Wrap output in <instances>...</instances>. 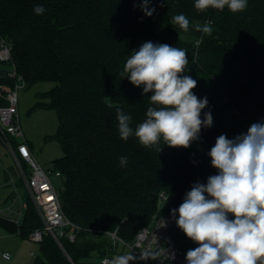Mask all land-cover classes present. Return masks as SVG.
I'll return each instance as SVG.
<instances>
[{
    "label": "trees",
    "instance_id": "obj_1",
    "mask_svg": "<svg viewBox=\"0 0 264 264\" xmlns=\"http://www.w3.org/2000/svg\"><path fill=\"white\" fill-rule=\"evenodd\" d=\"M37 5L45 8L42 15L34 13ZM148 7L155 9L151 16L142 11L141 0H0V35L13 46L25 87L56 83L37 95L36 109L57 115L58 130L50 139L64 156L53 169L62 175V209L80 228L74 243L61 240L63 248L45 237L33 264H96L112 247L107 233L115 231L132 243L157 214L162 192L169 200L161 213L172 217L194 183L206 184L217 174L208 152L218 136L232 139L264 121V0H247L238 13L227 7L198 11L195 0H152ZM178 14L189 19L187 32L172 23ZM208 21L211 35L195 30ZM148 41L185 49V74L197 80V97L208 99L201 118L211 111L213 124L201 129L190 148L163 141L145 148L134 135L120 138L117 107L131 116L135 130L153 106L152 93L142 95V87L121 75L131 52ZM6 105L0 98V107ZM0 226L29 239L42 223L30 204L20 228L1 219ZM169 240L185 250L193 242L177 225Z\"/></svg>",
    "mask_w": 264,
    "mask_h": 264
},
{
    "label": "clouds",
    "instance_id": "obj_2",
    "mask_svg": "<svg viewBox=\"0 0 264 264\" xmlns=\"http://www.w3.org/2000/svg\"><path fill=\"white\" fill-rule=\"evenodd\" d=\"M151 2L141 0L147 16L155 11L148 7ZM225 7L232 13L242 12L247 0H195L198 11ZM33 11L42 15L45 8L37 5ZM172 23L184 32L190 27L183 14L175 15ZM194 27L206 35L213 32L211 21ZM201 42L202 38L197 46ZM188 63L185 49L166 43L148 41L131 52L121 75L142 87V95L152 93L153 106L135 130L130 127L131 116L116 108L122 140L134 135L145 148L163 141L167 147L187 149L199 139L202 128L212 126L211 111L201 118L209 102L194 93L197 80L185 74ZM208 155L217 174L209 176L206 184L194 183L179 207L171 210L177 227L198 245L187 251L186 264H264V121L251 124L247 133L232 139L221 134ZM120 165H127V157H120ZM150 255L142 253L145 258ZM3 259L10 260V254L4 252ZM135 259L128 253L106 258L103 264H130Z\"/></svg>",
    "mask_w": 264,
    "mask_h": 264
},
{
    "label": "built area",
    "instance_id": "obj_3",
    "mask_svg": "<svg viewBox=\"0 0 264 264\" xmlns=\"http://www.w3.org/2000/svg\"><path fill=\"white\" fill-rule=\"evenodd\" d=\"M4 79L13 80L14 84H0V98H4L8 103L0 107V189L10 187L11 193L4 201V205L7 206L0 209V219L20 228L31 204L42 226L33 230L29 234V239L41 244L45 237H51L63 248L61 240L67 237L71 243H74L80 228L66 217L62 209L60 188L58 189L53 182V179L61 182V173L54 169H44L35 160L24 137L18 106L19 90L25 87V83L13 62L12 44L0 35V80ZM5 156L13 162L12 166L6 164ZM17 178L26 190V198L20 194ZM168 200L169 196L165 192L159 195L157 214L148 226L137 233L132 243H125L117 235V231L107 233L112 247L99 263L103 264L104 259L122 255L126 249H129L136 254L141 264H186L187 251L198 245L192 242V246L185 250L170 243V234L176 223L172 217L161 213ZM69 228L73 231L67 232ZM3 253L0 251L2 259ZM142 253L152 255L145 258Z\"/></svg>",
    "mask_w": 264,
    "mask_h": 264
},
{
    "label": "rangeland",
    "instance_id": "obj_4",
    "mask_svg": "<svg viewBox=\"0 0 264 264\" xmlns=\"http://www.w3.org/2000/svg\"><path fill=\"white\" fill-rule=\"evenodd\" d=\"M55 86L56 83L43 82L19 90L18 108L24 137L30 146L35 160L46 170H53L54 161L64 156V152L57 141L50 139L58 130L59 122L57 115L53 110L36 109V105L39 102L37 95L48 92ZM5 162L7 165H13V162L6 156ZM16 180L20 194L23 198H26L25 188L18 178ZM53 182L58 189H61V182L58 179H53ZM10 193V187L0 189V209L7 206L6 204L4 205V201ZM0 251H7L12 256L11 261H5L0 257V264H33L36 258L41 256L39 243L7 230L4 231L1 226ZM128 253H132L136 258L131 264H141L134 252L126 249L124 254ZM96 264H100L99 260L96 261Z\"/></svg>",
    "mask_w": 264,
    "mask_h": 264
},
{
    "label": "crops",
    "instance_id": "obj_5",
    "mask_svg": "<svg viewBox=\"0 0 264 264\" xmlns=\"http://www.w3.org/2000/svg\"><path fill=\"white\" fill-rule=\"evenodd\" d=\"M3 229V228H2ZM4 230V229H3ZM5 231V230H4ZM3 252H5V251H3ZM7 252V251H6ZM4 260V259H3ZM11 260H12V258H11ZM11 260H9V261H11ZM5 261H8V260H5Z\"/></svg>",
    "mask_w": 264,
    "mask_h": 264
}]
</instances>
